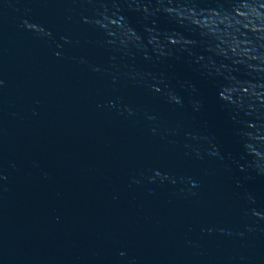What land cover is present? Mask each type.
<instances>
[{"label": "water", "instance_id": "water-1", "mask_svg": "<svg viewBox=\"0 0 264 264\" xmlns=\"http://www.w3.org/2000/svg\"><path fill=\"white\" fill-rule=\"evenodd\" d=\"M0 264H264V0H0Z\"/></svg>", "mask_w": 264, "mask_h": 264}]
</instances>
